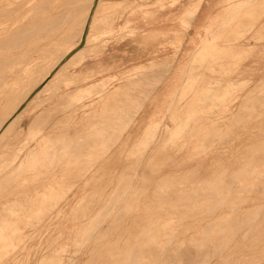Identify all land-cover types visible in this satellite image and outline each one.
Listing matches in <instances>:
<instances>
[{
	"label": "rangeland",
	"instance_id": "rangeland-1",
	"mask_svg": "<svg viewBox=\"0 0 264 264\" xmlns=\"http://www.w3.org/2000/svg\"><path fill=\"white\" fill-rule=\"evenodd\" d=\"M99 1L95 0L94 6ZM130 1L102 0V9L97 15L99 19H95L91 29L94 51L75 73H92L93 81L77 93L64 96L61 110L60 104L56 107L54 112L61 111L62 120L58 124L59 135L48 140L53 144L47 141L38 156L25 169L20 168L23 171H11L1 164L8 161L13 153H7L3 143H0V235L4 232L0 237V247L5 246L1 247L2 251L0 249V264H264V0H244L245 3L243 0H202L200 6L207 4L212 11L205 19L208 25L204 27L194 22L197 9L190 4L193 0ZM80 2L85 5V1L78 0L77 7L73 6L72 10H79L80 14L77 12L76 15L73 11L72 16L71 10L68 30L73 31L74 15L79 18L84 14L81 9L85 6ZM2 10L0 19L11 16L9 9ZM190 11L193 13L190 14ZM188 13L191 18L186 16ZM66 30L53 54L58 47L64 51L78 39L79 36L71 37V41L69 37L73 32ZM88 32L89 27H86L78 46H83ZM71 53L67 56L70 57ZM167 61L172 62L173 67L139 115V119L144 118L143 124L138 125L139 121L129 124L130 119L126 120V117L134 112L135 105H140L156 80V73H159L155 70L156 66ZM62 66L31 97L44 88ZM36 73L40 74L41 69L25 80L32 82L31 77ZM132 81H135L134 84ZM17 90L15 95L20 93ZM206 90L213 94L207 102L193 101ZM81 96L82 99L79 98ZM28 101L3 124L21 113ZM7 103L3 105L5 109L0 107V116L10 112L11 106ZM1 110L6 113L3 115ZM44 120L49 121L50 117L46 116ZM127 121L129 123H125ZM29 122V117L25 115L22 124L27 127ZM153 128L157 131L154 132ZM145 130L147 135L144 138ZM115 131H119V135L114 134ZM86 137L94 139L92 147ZM137 139L139 143L136 144ZM64 140L69 143L67 147ZM148 142L151 143L148 145ZM58 143L62 144L60 153ZM94 147L101 150L92 153ZM45 148L50 150L45 152ZM110 156H113V164L117 166L113 181L108 183L107 174L103 171ZM64 162L69 168L64 166ZM62 167L65 168L60 170ZM135 173H140V180L134 179ZM18 179L23 182L18 183ZM109 195L115 201H110ZM216 200L218 206L214 204ZM220 200L226 203L221 204ZM190 211L191 215L187 214ZM166 234L170 235L166 237ZM213 235L215 240L211 238ZM181 247H184L183 251ZM74 257L76 259L71 261ZM204 257L208 262L204 261Z\"/></svg>",
	"mask_w": 264,
	"mask_h": 264
},
{
	"label": "bare ground",
	"instance_id": "bare-ground-1",
	"mask_svg": "<svg viewBox=\"0 0 264 264\" xmlns=\"http://www.w3.org/2000/svg\"><path fill=\"white\" fill-rule=\"evenodd\" d=\"M78 0H0V4H1V10H0V13L2 14L3 10L2 9H9V11L11 12V16L9 18H7V16H4L3 18L0 19V107H2L1 109H5L3 108V105L8 101L9 103L7 104H10L11 106V110L10 112L7 114L6 111L3 112L1 110V112H3L2 114L4 115L6 113V116L4 115V117L1 115V117H3L4 119H2L0 122V131L3 130V132L1 133L0 135V143L2 142L3 143V147H5L6 149V152L7 153H13V156L8 160V161H4L3 164H1L2 166L5 165V167H3L4 169L6 168L7 170H11V171H14L16 169H20L22 167H25L31 163V161L34 159V157H36V155L38 156V153L43 150L44 146H45V143L50 140V138H52L53 136H56L59 135L60 131H59V127H58V124H60L59 122L62 120V115L60 114L61 111L58 112V110L56 112H54L56 110V107L59 106V104L63 101V97L65 96H71L72 94L71 93H74L76 92L77 90L79 89H83L84 87L86 88V86L88 87V85L91 84V82L93 81L92 80V73H87V74H84V75H77L75 74L76 71H77V67L80 66L89 56L90 54L92 53L93 50V44H92V36H93V33L91 31V29L93 28V24H94V21H96L95 19L98 18L97 15H98V12L101 11L100 9H102V5H103V2L102 0L99 1L95 6H94V2L95 0H88V2L86 3V0H81V1H85V5H84V2L83 4H80L81 5H84L85 8L81 9V10H84V14L81 15L79 18L77 15V12H78V15L80 14V11H76V15H74L75 17V21L73 20V25L74 27L72 28L73 31L71 30H68L67 27H69L67 24L70 25V21H68L69 19V16L70 15V12L71 10L73 9V6L75 7L76 3H77ZM130 1V0H129ZM133 1V0H132ZM201 1L202 0H193L192 2H190L191 5H193L194 7H196V9L198 10L199 9V6L201 4ZM244 1V0H243ZM241 1V2H243ZM107 2V1H105ZM121 2V1H120ZM125 2V1H123ZM128 2V1H127ZM131 3V1H130ZM245 3V1H244ZM79 4V3H78ZM79 4V5H80ZM121 4V3H120ZM134 4V3H133ZM139 4V3H138ZM144 4V3H143ZM147 4V3H146ZM240 4V3H239ZM80 5V6H81ZM93 6H94V12H92L91 14V11L93 9ZM128 6V4H127ZM235 5H233L232 7H234ZM77 7V6H76ZM122 7V5H121ZM124 7V6H123ZM228 7V6H227ZM236 7V6H235ZM238 7V6H237ZM82 8V6H81ZM104 8V7H103ZM108 8V6H107ZM119 8V7H118ZM233 9V8H232ZM106 10V9H105ZM196 10V12H197ZM73 11L72 10V16H73ZM74 11V12H75ZM109 11V10H108ZM119 11V10H118ZM195 11V10H194ZM191 12L193 13V11H190V14ZM234 12V11H233ZM237 12V11H236ZM235 13V12H234ZM10 14V13H9ZM107 14V13H106ZM6 15V14H5ZM109 15V14H108ZM113 15V14H112ZM233 15V13H232ZM186 16L188 18H191V16L189 17V13L188 15L186 14ZM195 16V15H194ZM6 17V18H5ZM77 17V19H76ZM105 17V16H104ZM110 17H111V13H110ZM228 17V16H227ZM71 18V17H70ZM108 18V16H107ZM185 18V17H183ZM193 18V17H192ZM99 19V18H98ZM187 18H185L186 20ZM229 19V18H228ZM104 20V19H103ZM101 19V21H103ZM189 20V19H188ZM226 20V19H225ZM100 21V22H101ZM75 22V23H74ZM99 22V21H98ZM99 22V23H100ZM186 22V21H185ZM183 22V23H185ZM96 23V22H95ZM104 23H105V20H104ZM109 23V21H108ZM107 23V24H108ZM187 24V23H186ZM72 25V26H73ZM71 26V27H72ZM96 26V25H95ZM86 27H89V32L87 33L86 35V39H85V43L83 44L82 47L78 46L83 38V34L85 32V29ZM99 27V26H98ZM102 27V26H101ZM99 27V28H101ZM95 28V27H94ZM68 30L73 32L72 34L70 33V37L69 38H76L77 36L78 39L74 41V43L71 44L70 46V43H69V48L67 47L66 49H64V51L62 50H59V47L58 49L56 50L57 51H60L59 53L60 54H57L56 55V52L53 54L52 52L55 50L54 48H57V45L59 43V41L62 39V36H63V33L65 32V30ZM102 29V28H101ZM217 29V28H216ZM66 30V31H67ZM73 35V36H72ZM185 37V36H184ZM72 38H71V41H72ZM67 40V38H66ZM62 42V41H60ZM96 47V46H95ZM98 47V46H97ZM61 49V48H60ZM62 51V53H61ZM72 52V53H71ZM69 53H71L70 57L67 56ZM53 54V56H52ZM65 58V63H63V59ZM63 66L57 71V73L55 74V76L52 78V80L49 81V83H47V85L42 88L41 90H39L33 97H31L32 93L37 90L39 88V86H41L42 84H44L47 79L53 75V72L55 70H57V68L62 65ZM152 67V66H151ZM173 67V63H169L168 61L165 63V62H162L160 64H158L155 68L156 71H159V73L157 74L156 73V80L154 82L153 85H150V91L149 93L145 96V98L141 101L140 105H135L134 107V112L129 114L130 117H126V120L127 119H130V123L127 121L125 123H129V124H133L135 123L136 121H139L138 122V125H142L143 122H144V118H140L139 119V115L142 113L143 109L145 108L146 104H147V101L153 97L154 95V92L155 90L157 91V88L160 87V85L162 84V82L164 81L166 75L170 72V70L172 69ZM41 69V73H36L37 75V78L35 76H32L31 78L33 79L32 82L25 80L26 77L29 78V76H31L32 74H35V72L38 70ZM132 72V71H131ZM39 74V75H38ZM142 74V73H141ZM30 79V80H32ZM95 79V78H94ZM167 79V78H166ZM244 80V79H243ZM27 81V82H26ZM137 81V80H135ZM134 81V82H135ZM146 81V80H145ZM133 82V81H132ZM133 82V84H134ZM142 82V81H141ZM146 84V83H145ZM257 84H258V81H257ZM144 85V83H143ZM262 85V84H261ZM151 86H153L151 88ZM19 87H22L21 88V91L19 89ZM104 87V86H103ZM19 90H17V89ZM261 88V87H260ZM22 89H23V92H22ZM88 89V88H87ZM90 89V88H89ZM16 90L18 92H22L21 95L20 93L19 94H16L15 95V92ZM261 90V89H260ZM259 90V91H260ZM82 91V90H81ZM96 91V90H95ZM78 92V91H77ZM76 92V93H77ZM264 92V91H263ZM17 93V92H16ZM143 93V92H142ZM146 93V92H144ZM209 93V94H208ZM13 94V95H12ZM135 94V93H134ZM134 94H133V97H134ZM208 94V95H207ZM19 95V97H18ZM109 95V94H108ZM128 95V93H127ZM145 95V94H144ZM253 95V94H252ZM74 96V95H73ZM143 96V94H142ZM209 96H213V94L211 95L210 94V91L206 90L204 92L201 93L200 96H197L193 99L194 100H201V101H205L207 102V100L209 99ZM255 96V95H254ZM210 97V98H211ZM72 98V97H71ZM80 99H82V96L79 97ZM125 99V97H123ZM143 98V97H142ZM155 98V97H154ZM123 99V100H124ZM175 99V98H174ZM28 101L26 107H24V110L19 113L17 116H15L12 121H9L8 123H6L5 125L3 124L4 121L10 117L11 115L15 114L19 108L24 104L25 101ZM67 100V99H66ZM69 100V98H68ZM75 100V99H74ZM157 101V100H156ZM264 101V100H263ZM65 102V101H64ZM156 103V102H155ZM123 104V103H122ZM121 104V105H122ZM126 104V102H125ZM255 104V103H254ZM72 105V104H71ZM134 105V104H133ZM248 105V104H247ZM260 105V104H259ZM6 108L8 105H5ZM61 106L63 107V105L60 104L59 106V109L61 110ZM256 106V105H255ZM252 107V106H251ZM8 108H10L8 106ZM58 108V107H57ZM170 108V107H169ZM168 108V110H169ZM63 109V108H62ZM65 109V108H64ZM167 110V111H168ZM66 111V110H65ZM72 113H73V110H72ZM27 115L30 119V122L28 124L27 127H25L23 124H22V118ZM238 115V114H237ZM242 115V113H241ZM49 119L50 117V120L49 121H45L43 122V118L46 117ZM236 116V114H235ZM234 116V117H235ZM253 116V115H252ZM65 117V115H64ZM117 118V117H116ZM232 118V117H231ZM239 118V116H238ZM125 119V118H124ZM124 119H122L124 121ZM163 119V118H162ZM97 120V119H95ZM119 120H120V115H119ZM150 120H153V118H150ZM214 120V119H213ZM117 122V120H115ZM161 121V120H160ZM216 120H214L215 122ZM218 121V119H217ZM43 122V123H41ZM98 122V121H97ZM95 123V122H94ZM110 123V122H109ZM242 123H244L242 121ZM115 124V122L113 123ZM112 124V126H113ZM122 124V123H121ZM202 123H200L201 125ZM228 124V123H227ZM101 124H99V127H100ZM103 125V124H102ZM117 125V124H116ZM127 125V124H126ZM125 125V126H126ZM63 126V125H62ZM93 126V125H92ZM104 126H105V123H104ZM102 126V127H104ZM118 126V125H117ZM152 126V125H151ZM170 126V125H169ZM168 126V128H169ZM214 126V125H213ZM239 126V125H238ZM64 127V126H63ZM101 127V128H102ZM111 127V126H110ZM212 127V126H211ZM115 128V126H114ZM127 128V127H126ZM60 129H62V127H60ZM121 129V128H120ZM154 129V132H155V128ZM214 129V128H213ZM91 130V129H90ZM95 130V128H94ZM100 130V129H99ZM109 130V129H108ZM107 130V131H108ZM116 130V129H115ZM169 130V129H168ZM89 130L87 129V132ZM124 132V129L122 130ZM157 131V130H156ZM63 132V131H62ZM90 132V131H89ZM100 133L103 134L102 131H99ZM109 132V131H108ZM119 132V131H118ZM117 131L114 132V134L116 135H119L117 134L118 133ZM110 133V132H109ZM120 133V132H119ZM213 133V132H212ZM227 133V132H226ZM21 134H23L24 136H21ZM63 134V133H62ZM65 134V133H64ZM84 134V133H83ZM82 134V135H83ZM111 134V133H110ZM113 134V132H112ZM122 134V133H121ZM120 134V136H121ZM152 134L154 135V133L152 132ZM225 134V133H223ZM228 134V133H227ZM79 135V134H78ZM88 136V134H86ZM92 135V134H91ZM95 135H96V132H95ZM99 135V133H98ZM145 135V136H144ZM147 135V131L145 130V132L143 133V136L144 138L146 137ZM215 135V134H214ZM74 136V135H73ZM85 136V134H84ZM108 136V135H107ZM106 136V137H107ZM149 136V135H148ZM227 136V135H226ZM225 136V138H226ZM78 136L74 137L75 139L77 138ZM101 137V135H100ZM109 137V136H108ZM111 137V136H110ZM119 136H117L118 138ZM150 137V136H149ZM53 138V140L55 139ZM83 138V137H82ZM90 140V143L92 142V139L94 138L95 139V136H93V138H89V137H86ZM105 137H103L104 139ZM116 138V139H117ZM148 138V137H147ZM73 139V137L71 138V140ZM74 139V140H75ZM79 139V138H78ZM77 139V142H79V140ZM93 139V140H94ZM113 139V137H112ZM111 139V140H112ZM210 139V138H208ZM224 139V137H223ZM52 140V139H51ZM50 140V141H51ZM62 140V138L60 139V141ZM68 140V139H67ZM82 140V139H81ZM86 140V139H85ZM84 140V141H85ZM88 140V141H89ZM98 141H100L99 139H97ZM102 140V139H101ZM109 140V139H108ZM110 140V141H111ZM139 139L136 140V144L139 143L138 141ZM147 140V139H146ZM227 140V139H226ZM50 141H48L49 144H53V142L51 143ZM66 140H64L65 142ZM76 141V140H75ZM104 141V140H103ZM102 141V142H103ZM113 141L115 142V139H113ZM117 141V140H116ZM144 140H142V143H143ZM58 142H59V139H58ZM73 142V141H72ZM82 142V141H81ZM147 142V141H146ZM61 143V142H60ZM63 143V141H62ZM83 143V142H82ZM82 143H80L82 145ZM89 143V145H90ZM100 143V142H98ZM106 143V142H105ZM112 143V141H111ZM151 143V142H150ZM148 142V145L150 144ZM210 143V142H209ZM224 143V142H223ZM48 144V145H49ZM64 144V143H63ZM67 144L68 141H66V147L68 146ZM75 144V143H74ZM79 144V145H80ZM108 143H106L107 145ZM204 144V142H203ZM208 144V143H207ZM56 145H59L58 146V151L60 153V145L59 143L56 144ZM81 145L79 147H81ZM86 145V143H85ZM103 145V144H102ZM104 145V146H106ZM51 145H49L50 147ZM72 146H73V143H72ZM75 146V145H74ZM84 146V145H83ZM82 146V147H83ZM87 146H88V143H87ZM96 146V145H95ZM143 146V144H142ZM145 146V145H144ZM263 146V145H262ZM48 147V148H49ZM56 147V146H55ZM65 147V146H64ZM65 147V148H66ZM70 147V145H69ZM92 147V143H91V146ZM109 147H110V142H109ZM148 147V146H147ZM147 147H141V148H147ZM208 147V146H207ZM52 148V147H51ZM63 148V147H62ZM61 148V150H62ZM64 148V149H65ZM95 149L92 151V153L94 152H97L99 150H101L100 148L98 147H94ZM132 148V147H131ZM206 148V146H205ZM56 149V148H55ZM83 149V148H82ZM50 150V149H48ZM47 150V151H48ZM66 150V149H65ZM65 150L63 153H65ZM78 150V149H76ZM80 150V149H79ZM139 150V148H138ZM259 150V149H258ZM46 151V148H45V152ZM57 151V152H58ZM74 151V150H73ZM84 151V150H83ZM168 151V150H167ZM50 152V151H49ZM140 152V151H138ZM145 152V150H144ZM198 152V150H197ZM200 152V150H199ZM72 153V152H71ZM80 153V152H79ZM142 153V151H141ZM263 153V152H262ZM51 154H52V151H51ZM49 154V155H51ZM82 154V153H81ZM144 154V153H143ZM73 155V153H72ZM77 155V154H76ZM103 155V154H102ZM101 155V156H102ZM193 155V154H192ZM81 156V155H79ZM99 156V159L100 157ZM137 156V155H136ZM246 156V155H245ZM46 157V156H45ZM72 157V156H71ZM122 156H120L121 158ZM255 157V156H254ZM260 157V156H259ZM47 158V157H46ZM52 158V157H51ZM57 158V157H56ZM76 158V157H75ZM113 156H110V158L107 160V163H105L104 165H107V168H104V171L103 173H106V180L109 182H112L115 175L114 174V170H116V166L115 164H113L114 162V159H112ZM141 158H142V155H141ZM168 158V157H167ZM264 158V157H263ZM55 159V158H54ZM94 159V158H93ZM138 159V158H137ZM47 160V159H46ZM89 161V160H88ZM98 161V157L96 158L95 162ZM244 161V160H243ZM249 161V159H248ZM247 161V162H248ZM1 162V161H0ZM135 162H139V161H135ZM42 163V162H41ZM62 163V162H61ZM66 163H69L67 162L66 160ZM65 162L63 163L64 166L66 164ZM76 164V161L74 162ZM81 163V162H80ZM91 163H93V160L91 161ZM241 163V162H240ZM71 164V163H70ZM74 164V165H75ZM136 163H134L135 165ZM36 165H37V162H36ZM73 165V164H72ZM78 165V164H76ZM75 165V166H76ZM137 165H139L137 163ZM136 165V166H137ZM141 165V163H140ZM42 166V165H41ZM68 167V164L66 165ZM65 166V167H66ZM154 166V164H153ZM37 167V166H36ZM65 167H62L60 170H63V168ZM144 167H145V163H144ZM69 168V167H68ZM155 168V167H154ZM153 168V169H154ZM254 168V167H253ZM30 169V168H29ZM136 169V167H135ZM192 169V167H191ZM21 170V169H20ZM68 170V169H67ZM65 170V172L67 171ZM123 170V169H122ZM23 171V170H21ZM193 171H194V167H193ZM241 171V170H240ZM18 172V171H17ZM131 172V171H130ZM227 172V171H226ZM142 173V172H141ZM256 173V172H255ZM11 174V172H10ZM16 174V173H15ZM111 174V175H110ZM121 174V171L119 173V175ZM154 174V173H153ZM156 174V173H155ZM191 174V173H190ZM194 174V173H193ZM60 175V174H59ZM62 175V173H61ZM130 175V174H128ZM133 175V174H132ZM183 175V174H182ZM226 175V173H225ZM246 175V174H245ZM121 176V175H120ZM134 179H139V176H140V173H135L134 175ZM136 176V177H135ZM144 176V174H143ZM152 176V175H151ZM162 178L164 177L163 175H161ZM194 176V175H192ZM231 176V175H230ZM233 176V175H232ZM236 176V175H235ZM260 176V174H259ZM63 177V176H61ZM174 177H175V174H174ZM3 178V177H2ZM5 178V177H4ZM33 178V177H32ZM119 178V176L117 177ZM235 178V177H234ZM1 179V178H0ZM10 179V178H9ZM128 179V178H127ZM141 179H144V177L142 178L141 176ZM171 179V177H170ZM230 179V178H228ZM244 179V177L242 178ZM255 179V178H254ZM257 179V178H256ZM264 179V178H263ZM8 180V178H7ZM11 182L13 181L12 179H10ZM36 180V179H35ZM140 180V179H139ZM146 180V179H144ZM165 180V179H163ZM178 180V179H177ZM192 180V179H191ZM18 183H21L23 182L22 180L18 179L17 180ZM125 181V180H124ZM171 181V180H169ZM245 180H243L244 182ZM10 182V183H11ZM26 182V180H25ZM31 182V181H30ZM143 182V181H142ZM147 182V181H146ZM211 182V181H210ZM218 182V180H217ZM263 182V181H262ZM6 183V181H5ZM9 183V182H8ZM172 183V181H171ZM173 183H174V178H173ZM178 185L180 186L179 184V181L177 182ZM256 183V182H255ZM253 183V184H255ZM2 185V183H0ZM4 184V182H3ZM158 184V183H157ZM155 184V186L157 185ZM230 184V183H229ZM252 184V183H251ZM258 184V183H257ZM195 185H196V182H195ZM207 185V184H206ZM219 185V184H218ZM232 185V184H231ZM67 186V185H66ZM73 186V184H72ZM177 186V185H176ZM183 188H184V185H182ZM202 186V185H201ZM239 186V185H238ZM244 186H247V185H244ZM122 188V186H119ZM166 187V186H165ZM169 187V185H168ZM193 187V186H192ZM197 187V186H196ZM199 187V185H198ZM197 187V188H198ZM207 187V186H206ZM211 187V185H210ZM216 187V186H215ZM222 187V186H221ZM6 188V187H5ZM145 188V187H144ZM194 188V187H193ZM203 188V187H202ZM208 188V187H207ZM219 188V187H218ZM226 188V187H225ZM242 188V187H241ZM251 188V187H249ZM4 189V188H3ZM120 189V188H119ZM146 189V188H145ZM148 189V188H147ZM146 189V190H147ZM155 189V188H154ZM187 189V187L185 188ZM195 189V188H194ZM199 189V188H198ZM212 189V188H211ZM220 189V188H219ZM223 189V187H222ZM243 189H246L245 187H243ZM258 189V188H257ZM113 190V189H112ZM118 190V189H117ZM124 190V189H123ZM169 190V189H168ZM172 190V189H171ZM197 190V189H196ZM248 191V189H246ZM66 191V190H65ZM119 191V190H118ZM156 191V190H155ZM202 191V190H201ZM200 191V193H201ZM205 191V190H204ZM226 191V189H225ZM235 191V190H233ZM239 191V189H238ZM253 191V190H252ZM255 191V190H254ZM259 191V190H258ZM69 192V191H68ZM154 192V191H153ZM160 192V191H158ZM175 192V191H174ZM162 193V192H161ZM169 193V192H168ZM199 193V191H198ZM209 193V192H208ZM214 193V192H213ZM218 193V190L217 192ZM214 193V194H216ZM60 194V193H59ZM102 194V193H101ZM121 194H123L121 192ZM155 194V193H154ZM173 194V193H172ZM177 194V193H176ZM248 194V193H247ZM125 195V194H124ZM163 195V193H162ZM202 195V194H201ZM209 195V194H208ZM213 195V194H212ZM235 195V194H234ZM249 195V194H248ZM110 196V195H109ZM108 196V197H109ZM114 196V194H113ZM168 196V195H167ZM171 196V194H170ZM181 196V195H180ZM179 196V197H180ZM195 196V195H194ZM211 196V195H209ZM223 196L225 197V195L223 194ZM236 196V195H235ZM234 196V197H235ZM243 196V195H242ZM246 196V195H245ZM48 197V196H47ZM53 197V196H52ZM90 197V196H89ZM106 197V196H105ZM158 198V196H156ZM206 197V195H205ZM214 197V195H213ZM216 197H217V194H216ZM219 197V196H218ZM237 197V196H236ZM263 197V196H262ZM87 198V197H86ZM85 198V199H86ZM166 198V196H165ZM187 198V197H186ZM204 198V196H203ZM244 198V197H243ZM49 199V198H48ZM110 199H111V196H110ZM109 199V200H110ZM114 200V198H112ZM112 199L110 201H112ZM154 200V198H152ZM184 199V198H183ZM207 199V197H206ZM215 199V197H214ZM224 199V198H223ZM222 199V200H223ZM252 199V198H251ZM254 199V197H253ZM60 200V199H59ZM161 200V199H160ZM165 200V199H164ZM174 200V199H173ZM172 200V201H173ZM260 200V199H259ZM86 201V200H85ZM115 201V200H114ZM118 201V200H116ZM132 201V200H131ZM201 201V200H200ZM219 201V200H218ZM57 203V201H55ZM109 201L107 200V203ZM133 202V201H132ZM161 201H159L160 203ZM192 202V201H191ZM207 202V201H206ZM217 205V200L215 201ZM221 202V200H220ZM17 203V202H16ZM88 203V202H87ZM126 203V202H125ZM124 203V204H125ZM152 203V202H151ZM157 203V202H156ZM213 204V201L211 202ZM222 203H226V201L224 202H221ZM237 203H239L237 201ZM54 204V203H53ZM123 204V205H124ZM162 204V203H161ZM181 204V203H180ZM190 204V203H189ZM192 204V203H191ZM208 204H209V201H208ZM207 204V205H208ZM261 204V203H260ZM127 205V204H126ZM132 205V204H131ZM159 205V204H158ZM167 205V204H166ZM204 205V204H203ZM203 205H202V208H203ZM211 205V204H210ZM215 205V206H216ZM219 205V203H218ZM217 205V206H218ZM225 205V204H224ZM13 206V205H12ZM100 206V205H99ZM134 206V205H133ZM165 206V205H164ZM163 206V207H164ZM180 206V205H179ZM206 206V205H205ZM233 206V204L231 205ZM263 206V205H262ZM111 207V206H110ZM124 208V206H122ZM126 207V206H125ZM135 207V206H134ZM207 207V206H206ZM210 207V206H209ZM240 207V206H239ZM252 207V206H250ZM258 207V205H257ZM260 207V206H259ZM100 208V207H99ZM130 208V207H129ZM146 208V207H144ZM191 208V207H190ZM201 208V209H202ZM212 208V206H211ZM214 208V207H213ZM216 208V207H215ZM229 208V207H228ZM246 208V207H245ZM262 208V207H261ZM27 209V208H26ZM37 209V208H36ZM106 209V207H105ZM177 209V208H176ZM175 209V210H176ZM188 209V208H187ZM205 209V208H204ZM174 210V209H173ZM178 210V209H177ZM177 210H176V213H177ZM206 210V209H205ZM213 210V209H212ZM11 211V209H10ZM27 211V210H26ZM38 211V209H37ZM107 211H108V208H107ZM123 211V210H122ZM134 211V210H133ZM201 211V210H200ZM235 211V210H233ZM241 211V209H240ZM29 212V211H28ZM27 212V213H28ZM212 211H210L211 213ZM254 212V211H253ZM252 212V213H253ZM20 213V212H19ZM82 213V212H81ZM107 213V212H106ZM109 213V212H108ZM132 213V211L130 212ZM195 213V212H194ZM198 213V212H197ZM200 213V212H199ZM233 213V212H232ZM242 213V212H241ZM258 213V211H257ZM2 214V213H1ZM101 214V213H100ZM103 214V212H102ZM105 214V212H104ZM103 214V215H104ZM116 216L118 215L117 213H115ZM129 214V213H128ZM175 214V213H174ZM187 214L191 215V211ZM226 214V213H224ZM235 214V213H234ZM19 215V214H18ZM27 215V214H26ZM79 215V214H78ZM106 215V214H105ZM143 215V214H142ZM146 215V214H145ZM149 215V214H148ZM170 215V214H169ZM246 215V214H245ZM249 215V214H248ZM252 215V214H251ZM256 216H258L257 214H254ZM253 215V216H254ZM32 216V215H31ZM97 216V215H96ZM102 216V215H101ZM186 216V215H184ZM252 216V218H253ZM263 216V215H262ZM260 215V217H262ZM147 217V216H146ZM238 217V216H236ZM248 217V216H247ZM4 218H6L4 216ZM36 218V217H35ZM34 218V219H35ZM98 218V217H97ZM119 218V217H117ZM135 218V216H134ZM159 221L161 222V217H159ZM185 218V217H184ZM209 218V217H208ZM219 218V217H217ZM222 218V217H221ZM255 218V217H254ZM2 219V217H1ZM96 219V218H95ZM95 219H94V222H95ZM233 219V218H232ZM113 220V219H112ZM155 220V219H154ZM203 219H201L202 221ZM214 220V219H212ZM211 220V222H212ZM223 220V219H222ZM226 220V219H225ZM231 220V219H230ZM246 220V219H245ZM251 220V218H250ZM99 221V220H98ZM101 221V220H100ZM127 221V220H126ZM156 221V220H155ZM215 221L217 222L218 220L215 219ZM237 222V219L235 220ZM242 221V219H241ZM1 222V221H0ZM3 222H6V221H3ZM91 222V221H90ZM92 222V223H94ZM114 222V221H113ZM210 222V221H209ZM206 223V224H209ZM234 222V220H233ZM245 223V221H242ZM249 222V220L247 221ZM32 223V222H31ZM158 223V222H157ZM214 223V222H213ZM240 223V222H239ZM238 223V224H239ZM251 223V222H250ZM99 224V223H98ZM163 224V223H161ZM177 223L175 222V225ZM214 224H217V223H214ZM228 224V223H227ZM230 224V223H229ZM243 224V223H242ZM242 224H240L242 226ZM8 225V223H7ZM81 225V223H80ZM92 225V224H91ZM90 225V226H91ZM113 225V223H112ZM120 225V224H119ZM131 225V224H130ZM178 225V224H177ZM220 225V223H219ZM225 225V223H224ZM94 226V225H93ZM92 226V227H93ZM97 226V224H96ZM115 226V225H114ZM206 226V225H205ZM109 227V226H108ZM107 227V228H108ZM112 227V226H111ZM162 227V226H161ZM160 226L158 228H161ZM175 227V226H174ZM214 227V226H213ZM218 227V226H217ZM221 227V225H220ZM225 227V226H224ZM229 227V226H227ZM238 227V225H237ZM134 228V227H133ZM176 228V227H175ZM173 228V229H175ZM178 228V227H177ZM205 228V227H204ZM236 228V227H235ZM241 228V227H240ZM243 228V227H242ZM2 229V228H1ZM87 229V227H86ZM90 229L92 230V228L90 227ZM95 229V228H94ZM128 229V228H127ZM213 229V228H212ZM223 229V228H222ZM238 229V228H237ZM216 230V229H215ZM214 230V231H215ZM225 230H226V227H225ZM233 230V229H232ZM2 231V230H1ZM5 231V230H4ZM95 231V230H94ZM187 231V229H186ZM213 231V230H212ZM220 231V230H219ZM247 231V230H246ZM126 232V231H125ZM144 232V231H143ZM151 231H149V234H150ZM202 232V231H201ZM208 232V230H207ZM22 233V232H21ZM105 233V231H104ZM122 233H124V231L122 230ZM138 233V232H136ZM199 233V231H198ZM221 233V232H220ZM228 233V232H226ZM234 234L237 233V232H233ZM245 233V231H244ZM86 234V233H85ZM125 234V233H124ZM140 234V233H139ZM144 234V233H143ZM156 233H154L155 235ZM210 234V232H209ZM232 234V233H231ZM1 235H4V232L3 234ZM0 235V237H1ZM8 235V234H7ZM87 235V234H86ZM91 235V234H90ZM136 235V234H134ZM170 235V234H168ZM168 235L166 234V237H168ZM200 235V233H199ZM205 235V234H204ZM221 235V234H220ZM223 235H224V232H223ZM6 236V235H5ZM10 236V235H8ZM83 236V235H82ZM99 236V235H98ZM104 236V235H103ZM122 236V235H121ZM197 236V234H196ZM229 236V234H228ZM11 237V236H10ZM102 237V236H101ZM100 237V238H101ZM128 237V236H127ZM138 237V236H137ZM148 237V236H147ZM220 237V236H219ZM222 237V236H221ZM224 237V236H223ZM234 237V236H233ZM86 238V237H85ZM88 238V237H87ZM140 238V237H139ZM138 238V239H139ZM174 238V236H173ZM172 238V239H173ZM194 238V237H193ZM201 238V237H200ZM204 238V236H203ZM202 238V239H203ZM207 238V237H206ZM214 239V235L211 237ZM231 238V237H230ZM246 238V237H245ZM23 240V238H21ZM121 239V238H120ZM125 239V238H124ZM147 239V238H146ZM149 239V238H148ZM171 239V240H172ZM195 239V238H194ZM199 239V237H198ZM216 239V238H215ZM214 239V240H215ZM219 239V238H218ZM217 239V240H218ZM226 239V238H225ZM244 239V237H243ZM150 240V239H149ZM209 240V238H208ZM224 240V239H223ZM229 240V239H228ZM20 241V240H19ZM27 241V240H26ZM120 241V240H119ZM126 241V240H125ZM123 241V243L125 242ZM152 241V240H151ZM170 241V239H169ZM167 241V242H169ZM196 241V240H194ZM205 241V239H204ZM227 241V240H226ZM231 242V240H229ZM139 242V240H138ZM137 242V243H138ZM153 242V241H152ZM165 242V243H167ZM199 242V241H198ZM229 242V243H230ZM1 243V242H0ZM52 242H50L49 244H51ZM82 243V242H81ZM80 243V244H81ZM130 243V242H129ZM143 243L145 244V242L143 241ZM164 243V242H163ZM180 243V242H179ZM219 243V242H217ZM3 244V243H2ZM83 244V243H82ZM112 244V243H111ZM134 244V243H133ZM153 244V243H152ZM168 244V243H167ZM216 244V243H215ZM109 245V244H108ZM113 245V244H112ZM105 246V245H104ZM126 246V245H125ZM129 246V245H128ZM169 246V244H168ZM191 246V245H190ZM201 246V245H200ZM1 247H4L5 246H1ZM0 247V249H1ZM7 247V246H6ZM79 247V245H78ZM127 247V246H126ZM131 247V246H130ZM154 247V246H153ZM193 247V246H192ZM222 246H220L221 248ZM226 247V246H225ZM128 248V247H127ZM182 248V251H183V248L184 247H181ZM180 248V250H181ZM213 248V247H212ZM8 249V248H7ZM10 249V248H9ZM134 249V248H133ZM137 249V248H136ZM139 249V248H138ZM165 249V248H164ZM163 249V250H164ZM167 249V248H166ZM165 249V250H166ZM196 249V248H195ZM219 249V247H218ZM3 249H1L2 251ZM45 250V249H44ZM131 250V249H129ZM162 250V251H163ZM171 250V249H170ZM180 250H179V253H180ZM199 250V249H198ZM215 250V249H214ZM217 250V249H216ZM74 251V250H73ZM127 251V250H126ZM177 251V250H176ZM186 251V250H185ZM219 251V250H218ZM264 251V250H263ZM132 252V251H131ZM136 252V251H134ZM209 252V251H208ZM261 252V251H260ZM5 253V252H4ZM49 253V252H48ZM99 253V252H98ZM123 253V251H122ZM133 253V252H132ZM163 253V252H162ZM183 253V252H181ZM221 253V252H220ZM2 254V253H1ZM6 254V253H5ZM103 254V253H102ZM208 254V253H207ZM237 254V253H236ZM74 255V254H73ZM60 256V255H59ZM102 256V255H101ZM116 256V255H115ZM131 256V255H130ZM134 256V255H133ZM132 256V257H133ZM159 256V255H158ZM167 256V255H166ZM207 256V255H206ZM214 256V254H213ZM3 257V256H1ZM138 257V256H137ZM72 258V257H71ZM120 259V257H118ZM125 258V257H124ZM205 258V257H204ZM209 258V257H208ZM212 258V257H211ZM47 260H49L47 257H46ZM55 259V258H54ZM59 259V257H58ZM57 259V260H58ZM76 259V257H74L73 260L71 261H74ZM110 259V258H109ZM128 259V258H127ZM161 259V258H160ZM173 259V258H172ZM42 260V259H40ZM43 260L44 257H43ZM70 260V258H69ZM115 260V259H114ZM118 260V259H117ZM130 260V259H129ZM132 260V258H131ZM140 260V259H139ZM53 261V259H52ZM55 261V260H54ZM70 261V262H71ZM120 261V260H119ZM173 261V260H172ZM206 261V258L205 260ZM56 262V261H55ZM108 262V260H107ZM123 262V261H122ZM138 262V261H137ZM140 262V261H139ZM162 262V261H161ZM160 262V263H161ZM192 262V261H191ZM201 262V261H200ZM202 262H203V259H202ZM208 262V261H206ZM45 263V262H43ZM60 263V262H59ZM72 263V262H71ZM100 263V262H99ZM109 263V262H108ZM111 263V262H110ZM127 263V262H126ZM177 263H178V260H177ZM54 264V263H53ZM70 264V263H68ZM95 264V262H94ZM139 264V263H138ZM180 264V263H179ZM200 264V263H199ZM234 264V263H233Z\"/></svg>",
	"mask_w": 264,
	"mask_h": 264
},
{
	"label": "crops",
	"instance_id": "crops-1",
	"mask_svg": "<svg viewBox=\"0 0 264 264\" xmlns=\"http://www.w3.org/2000/svg\"><path fill=\"white\" fill-rule=\"evenodd\" d=\"M212 11H210V7L206 4V6L204 7V3H202V5L200 6V8L198 9L196 16L194 18V22H199V24H202L203 27L208 25L207 21L205 22V19H207L208 15L211 13Z\"/></svg>",
	"mask_w": 264,
	"mask_h": 264
}]
</instances>
